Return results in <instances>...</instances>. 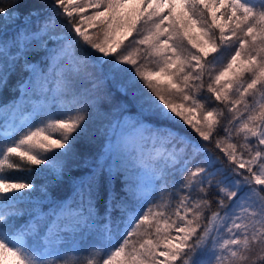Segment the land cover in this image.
Here are the masks:
<instances>
[{
    "label": "snow or ice",
    "instance_id": "snow-or-ice-1",
    "mask_svg": "<svg viewBox=\"0 0 264 264\" xmlns=\"http://www.w3.org/2000/svg\"><path fill=\"white\" fill-rule=\"evenodd\" d=\"M5 90L0 264H264V0H0Z\"/></svg>",
    "mask_w": 264,
    "mask_h": 264
},
{
    "label": "trees",
    "instance_id": "trees-1",
    "mask_svg": "<svg viewBox=\"0 0 264 264\" xmlns=\"http://www.w3.org/2000/svg\"><path fill=\"white\" fill-rule=\"evenodd\" d=\"M37 0H21L22 4H29V3H36ZM91 13V10H88V14ZM15 31V26H10L5 35L6 36H11ZM15 82V77L10 81V87L11 84ZM14 93L8 90H5L3 93H0V104H3L7 101H10L13 98ZM15 95H18V93H15ZM128 116L134 115V110L131 112L126 113ZM88 145L87 144H82L78 146V151H87L88 150ZM43 167V166H39ZM15 175L17 176H26L25 173L21 172H14ZM34 180V183L36 185H40L42 183L47 182V177L45 176L44 173H36L31 177ZM72 196V188H71V183L66 179L63 182H59L56 184H49L48 186V194L47 196H44L39 190L33 193V199H39L40 200V208L44 212H48L50 209L55 207V205L59 204L60 202L66 200L67 198ZM25 208L29 207V205L25 204ZM23 219H27V216H25ZM6 264H9V262H6Z\"/></svg>",
    "mask_w": 264,
    "mask_h": 264
},
{
    "label": "rangeland",
    "instance_id": "rangeland-1",
    "mask_svg": "<svg viewBox=\"0 0 264 264\" xmlns=\"http://www.w3.org/2000/svg\"><path fill=\"white\" fill-rule=\"evenodd\" d=\"M89 14H91V13H89Z\"/></svg>",
    "mask_w": 264,
    "mask_h": 264
}]
</instances>
